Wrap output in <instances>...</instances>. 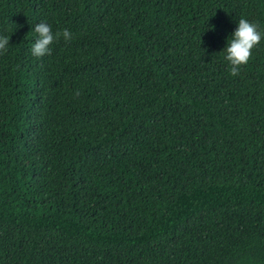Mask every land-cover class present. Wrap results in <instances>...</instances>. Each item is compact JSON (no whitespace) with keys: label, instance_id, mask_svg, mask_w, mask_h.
Wrapping results in <instances>:
<instances>
[{"label":"trees","instance_id":"obj_1","mask_svg":"<svg viewBox=\"0 0 264 264\" xmlns=\"http://www.w3.org/2000/svg\"><path fill=\"white\" fill-rule=\"evenodd\" d=\"M240 18L264 32V0H0V264H264V38L230 75ZM40 22L73 38L34 57Z\"/></svg>","mask_w":264,"mask_h":264},{"label":"clouds","instance_id":"obj_2","mask_svg":"<svg viewBox=\"0 0 264 264\" xmlns=\"http://www.w3.org/2000/svg\"><path fill=\"white\" fill-rule=\"evenodd\" d=\"M33 30L37 33V38L31 46V54L37 58L50 55V45L61 37L66 42L71 41L73 38L72 33L68 29L57 31L53 34L51 26L46 22L37 23ZM262 38H264V32L260 30L257 23L250 22L245 18L239 19L235 31L222 51L225 60L228 62L230 75H239L241 66L249 62L252 50L261 42ZM9 40V36L0 35V54L7 52ZM76 95H79L78 91Z\"/></svg>","mask_w":264,"mask_h":264}]
</instances>
